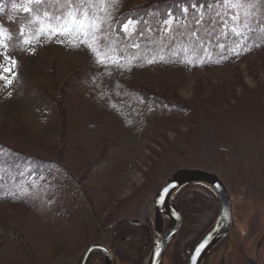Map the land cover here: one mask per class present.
I'll return each instance as SVG.
<instances>
[{
    "label": "trees",
    "instance_id": "trees-1",
    "mask_svg": "<svg viewBox=\"0 0 264 264\" xmlns=\"http://www.w3.org/2000/svg\"><path fill=\"white\" fill-rule=\"evenodd\" d=\"M4 1L0 0V5ZM222 1L198 0L213 5V9L197 24L193 15L201 9L190 8L186 17L181 13L193 0H115L107 10L111 19L104 26L102 51L114 47L113 55L121 58L123 67L98 63L86 45L84 61L72 69L58 65L51 70L42 58L31 61L36 79L49 80L46 85L52 92H45L54 103L59 137L51 151L39 130L25 123L16 101L0 106V252L8 264H49L60 256L71 257L86 244L97 242L104 232L111 238L108 249L114 256L113 264H143L151 237L127 215L112 217L107 212L115 202L120 178L130 167L132 154L128 150L134 149L147 134L153 139V147H160L161 153L160 149L147 148L149 166L142 173L140 189L154 190L160 186L164 167L172 165L164 152L168 148L180 154L179 140L185 136L184 141L191 143V137L200 132L202 121L217 125L240 114L246 119H264V81L254 77L252 71L254 87L247 86L235 66L264 51V2L259 0L249 21L254 31L242 29L248 38L238 40L216 15L214 8ZM169 12L176 18V30L172 32L164 31L162 23ZM129 19L146 22L138 25L143 35L137 32L129 36L121 30ZM18 41L22 42V38ZM18 47L15 45L16 50ZM162 66L178 73L186 68H223L227 76L219 78L222 82L199 79L190 97L182 98L172 75L157 81L140 79L150 67ZM73 101L87 109L77 112L74 122L70 105ZM104 127L105 131L96 137L110 149L100 152L107 172L102 174L104 185L96 194L89 187L91 181L83 179L85 175L77 177L70 170L66 156L73 151L80 155L86 147V134H97ZM163 132L173 133L174 142L165 141ZM96 170L87 168L85 172L92 179ZM43 185L62 190L63 217L69 220V226L64 235L55 237L51 220L41 234L47 241L46 250L37 248L35 252L31 244L38 240V234L27 237L22 226L40 209ZM172 204L182 216V225L170 243L169 264H186L190 251L214 221L218 204L212 191L200 185L181 188ZM203 209L208 212L204 214ZM205 216L208 219L204 222ZM88 264H103L101 255L93 253Z\"/></svg>",
    "mask_w": 264,
    "mask_h": 264
},
{
    "label": "rangeland",
    "instance_id": "rangeland-1",
    "mask_svg": "<svg viewBox=\"0 0 264 264\" xmlns=\"http://www.w3.org/2000/svg\"><path fill=\"white\" fill-rule=\"evenodd\" d=\"M86 1L73 0V3L79 6ZM258 2L259 0H257V6ZM25 7H31L33 12H25ZM67 8H69L68 0H41L38 5L35 0H5L0 5V106L16 101V107L25 123L39 130L51 151L59 137L58 117L53 100L49 93L45 92L47 90L50 92L49 86L46 85L49 80L46 82L36 79L30 63L33 59L42 58L47 60V68L49 67L51 70L58 65L62 68L71 67L72 69L73 66L84 61L85 47L84 44L73 46L63 35H38L39 24L36 22L35 16L38 9L43 18L42 22L46 25L48 18L44 17V13H48L49 17H52L53 24L56 22L54 18L62 15ZM214 10L216 13H221L222 16L233 11L219 6ZM225 18L227 17L225 16ZM240 19L242 24L249 25L251 17H246L241 10ZM232 26L233 22L229 20L227 28ZM242 29L244 28L237 26L238 31H242ZM21 30L23 35H21ZM20 37L22 42L18 41ZM15 45L19 46L17 50ZM13 62L15 63L13 64ZM53 62L55 63L53 64ZM235 66L240 70L243 82L247 86L254 87L253 81L250 79L252 71H254L252 72L254 77L264 81V51L237 62ZM162 67H150L146 75H141L140 79L142 82H148L150 78H156L153 81H157L166 75H172L174 76L173 84L177 86V93L182 98L190 97L192 87L199 79L216 81L227 76L225 72H222L223 68L209 70L186 68L178 73L172 67L169 69ZM8 80H11L12 83L8 84ZM70 105L73 111V122L77 112L87 110L79 103L75 105V101ZM245 116L240 114V116L231 117L217 125L202 121L200 132L195 137L190 136L191 143L184 141L185 136L179 140L182 150L180 154L170 152L164 141L161 138L158 139L163 147L167 148L164 156L172 164L169 167H164L160 186L175 171V167L200 168L216 174L229 193L233 215L231 237L229 234L220 244V248L210 254L203 264H264V119L261 121L257 118L246 119ZM105 129L106 127L102 128L101 132L96 131L97 134H86V147L83 152H80V155L73 151L67 153L66 156L70 170L76 172L77 177L85 175L83 179L91 181L89 187L94 188L93 192L96 194L104 185L105 176L103 175H106L107 172V166L102 162L100 152L110 149L96 136L101 135ZM162 136L167 142L175 140V136L171 132H163ZM152 140V137L147 134L134 149L128 150L132 154L130 167L119 180L115 202L107 209L112 217L127 215L130 221L141 224L145 232L146 228L151 232L154 194L160 187L158 185L156 189L148 191L140 189L143 182L142 173L149 166L147 148L157 151L160 149V147L159 149L153 147ZM221 150L224 152L223 154L219 153ZM87 168L97 169L96 172H93L94 178L91 179L86 174ZM40 191V209L31 215L30 219L24 223V227L22 226L27 237L35 233L38 234V240L31 244L35 252H37V248L46 250L47 241L41 234L51 220L55 237L64 235L69 226V220H65L63 217L64 195L62 190L43 185L40 187ZM129 197L132 199L128 200ZM203 211L204 214L208 212L205 209ZM167 226L168 220L165 218L163 228ZM62 229L65 231L63 232ZM147 235L151 237V233ZM110 239V235L104 232L97 242L109 247ZM89 244H86L73 256H60L49 264H79L81 255ZM169 247L163 257L162 264H169L171 251ZM7 262L6 256L0 252V264H8ZM115 264L122 263L116 262Z\"/></svg>",
    "mask_w": 264,
    "mask_h": 264
},
{
    "label": "water",
    "instance_id": "water-1",
    "mask_svg": "<svg viewBox=\"0 0 264 264\" xmlns=\"http://www.w3.org/2000/svg\"><path fill=\"white\" fill-rule=\"evenodd\" d=\"M187 185H200L208 188L215 195L218 213L199 238L188 256L186 264H203L207 255L230 233L232 227V205L227 188L214 173L200 168H179L173 171L154 194L151 232V244L143 264H161L166 250L182 225V216L172 199ZM168 226L163 228L164 219ZM93 253H99L103 264H113L114 256L108 247L101 243H90L84 250L79 264H88Z\"/></svg>",
    "mask_w": 264,
    "mask_h": 264
},
{
    "label": "snow or ice",
    "instance_id": "snow-or-ice-1",
    "mask_svg": "<svg viewBox=\"0 0 264 264\" xmlns=\"http://www.w3.org/2000/svg\"><path fill=\"white\" fill-rule=\"evenodd\" d=\"M38 5L41 0H35ZM69 8L62 15L56 16L54 19L57 21L55 26L52 24V17H49L48 13H44V17L48 18V22L45 25L42 20L43 18L39 14L37 9V15L35 16L36 22L39 24V34H46L48 36L52 35H63L68 39V42L73 46L78 44L86 45L94 54L96 60L100 64H112L116 67H123L120 63V57L114 56L115 48L110 47L108 51H102V41L105 35V24L111 19V13L108 12V8L114 5L115 0H90L89 4L84 5L81 3L79 6L73 3V0H68ZM264 2V0H261ZM219 7H224L227 9H232L233 11L225 13L223 16L221 13L217 12L216 15L221 17V24L223 27H228V21L233 22V26L228 29L234 37L238 40H246L248 36L244 31H238L237 26L247 29L249 33L254 30L247 24H242L240 19V11L243 10L246 17H253L254 10L257 6V0H223V3H218ZM201 9L202 11L194 12L193 18L196 20V23L199 24L203 19L207 11L213 9L211 4H202L198 0H193L188 7L181 9V13L186 17L189 14V9ZM24 11L27 13H32L33 9L31 7H25ZM100 13H106V15H101ZM225 16L227 18H225ZM140 23H146L142 20H132L129 19L127 23L122 25V31L127 35H132L133 33L139 32L143 35V30L138 29ZM164 31L172 32L175 31L174 23H176V18L171 12L168 13V18L163 22ZM223 35L227 36V32H223ZM21 35L23 31L21 30ZM194 35V33H193ZM28 42V41H25ZM138 47V45H134ZM223 48V45H221ZM150 63L153 61H149ZM15 62H13L14 64ZM130 64L131 61H128ZM8 71V69H5ZM8 84H11L12 81L8 80Z\"/></svg>",
    "mask_w": 264,
    "mask_h": 264
},
{
    "label": "flooded vegetation",
    "instance_id": "flooded-vegetation-1",
    "mask_svg": "<svg viewBox=\"0 0 264 264\" xmlns=\"http://www.w3.org/2000/svg\"><path fill=\"white\" fill-rule=\"evenodd\" d=\"M229 234H230L229 236L231 237V231H230ZM230 237H229V238H230ZM220 246H221V245L219 244L215 249H213V250L211 251V254H212L213 252H216V251L220 248Z\"/></svg>",
    "mask_w": 264,
    "mask_h": 264
},
{
    "label": "bare ground",
    "instance_id": "bare-ground-1",
    "mask_svg": "<svg viewBox=\"0 0 264 264\" xmlns=\"http://www.w3.org/2000/svg\"><path fill=\"white\" fill-rule=\"evenodd\" d=\"M207 219H208V216H205V218H204V220H203V221L205 222Z\"/></svg>",
    "mask_w": 264,
    "mask_h": 264
}]
</instances>
